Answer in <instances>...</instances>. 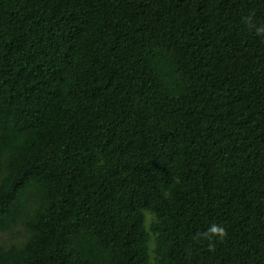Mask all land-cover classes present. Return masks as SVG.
I'll list each match as a JSON object with an SVG mask.
<instances>
[{
	"label": "trees",
	"instance_id": "16d2710c",
	"mask_svg": "<svg viewBox=\"0 0 264 264\" xmlns=\"http://www.w3.org/2000/svg\"><path fill=\"white\" fill-rule=\"evenodd\" d=\"M0 264H264V0H0Z\"/></svg>",
	"mask_w": 264,
	"mask_h": 264
},
{
	"label": "rangeland",
	"instance_id": "374dc122",
	"mask_svg": "<svg viewBox=\"0 0 264 264\" xmlns=\"http://www.w3.org/2000/svg\"><path fill=\"white\" fill-rule=\"evenodd\" d=\"M11 233H0V240L4 241L5 243L9 244L10 241H15L16 239L12 238Z\"/></svg>",
	"mask_w": 264,
	"mask_h": 264
}]
</instances>
